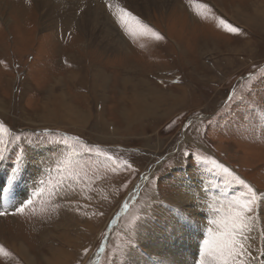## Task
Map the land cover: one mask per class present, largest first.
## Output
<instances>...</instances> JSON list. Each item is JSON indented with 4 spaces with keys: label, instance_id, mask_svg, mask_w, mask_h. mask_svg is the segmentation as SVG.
<instances>
[{
    "label": "rangeland",
    "instance_id": "374dc122",
    "mask_svg": "<svg viewBox=\"0 0 264 264\" xmlns=\"http://www.w3.org/2000/svg\"><path fill=\"white\" fill-rule=\"evenodd\" d=\"M118 1L123 7L133 4L140 9L141 17L134 16L163 39L140 34L141 26L128 18L126 28L121 27L118 10L110 8L111 23L106 20L98 28L104 34L109 31L110 37L105 39L118 45L123 42L124 50L106 51L102 44L91 42L97 41L95 34L89 41L76 26L79 19L73 24L64 21L61 11L65 8L60 5V10L52 9L50 17L44 18L48 8L40 9L36 0H0V123L9 129L8 135L0 133V148L4 149L0 171L10 176L6 182H16L3 187L0 197L14 201L10 190L16 184L23 186L16 177L31 148L58 149L50 156L49 172L38 179L35 197L0 209L7 213L0 216V264H47L49 259L53 264L58 259L59 264H133L132 253L152 255L142 241L143 231L138 235L136 226L158 223L161 218L157 213L163 208L184 212L186 208L180 206L177 197L185 196L189 185L196 182L204 189L212 184L219 187L224 177L245 191L242 197L247 194L245 185H251L257 199L249 215L256 217L259 213L264 200V7H256L264 6V0H177L176 8L172 3L168 8L160 7L156 0ZM88 4L95 6L96 1L86 0L82 6L78 3L79 10L89 8ZM237 6L247 13L237 15ZM228 25L238 32L229 31ZM43 41L58 45L57 59L63 66L72 58L65 53H72L71 47L76 44L74 48L78 47L87 59L73 50L75 66L83 73L77 74L81 75L78 85L69 78L72 71L53 62L55 44ZM249 43L247 51L240 49ZM83 45L89 48L83 50ZM92 57L96 62L97 58L107 57L99 65L110 73L119 93L123 92L122 101L129 106L133 91H148L150 87L172 93L179 101L182 99L181 103L158 117L139 114L129 124L165 116L163 125L146 124L133 131V135L143 129L148 133L130 136L129 128L127 132H116V127L122 129L123 125L115 127L116 123L105 119L117 120L118 90H109L111 101L106 111L98 95H103L101 90L110 81L109 73L98 70L92 79L83 77L95 67ZM133 61L146 73L138 67L140 72ZM112 65L124 66L123 72L119 74ZM122 73L130 77L125 84L118 81ZM65 75L66 81L74 85L68 93L74 92L78 98L80 88L89 90L83 84L94 83L93 110L61 117L73 103L64 79L55 88L56 97L51 103L41 98L56 78ZM40 98L43 111L37 107ZM49 111L58 112L59 125L47 116ZM73 124L82 126L74 128ZM89 126L100 128L101 137L93 136ZM97 149L113 160L97 154ZM213 160L232 175L222 172L211 163ZM234 177L243 179L245 185ZM29 200L32 204L21 214L18 209ZM222 206L217 209L226 211L228 206ZM23 244L25 249L20 247ZM25 252L31 260L24 259ZM176 254L160 255L151 264H189L190 260L200 264L201 258L195 252L178 250Z\"/></svg>",
    "mask_w": 264,
    "mask_h": 264
},
{
    "label": "bare ground",
    "instance_id": "6f19581e",
    "mask_svg": "<svg viewBox=\"0 0 264 264\" xmlns=\"http://www.w3.org/2000/svg\"><path fill=\"white\" fill-rule=\"evenodd\" d=\"M36 1L40 9L45 10L48 8L45 12L44 18L50 17L48 12L52 13V9L54 11L60 10L58 8L59 5L64 7L65 9L67 8L66 10L64 9L63 11H61L62 17H64V21L69 22V23L72 22L73 24V20L76 22L79 19L77 21L78 24H76V26H79L81 28V30L85 33L89 41L95 34L96 35L95 39L97 41H91V42H93V44L100 43L103 45L102 48L104 50L112 51V52H120L124 50L123 42H121V44L118 45V44L113 43L109 39L108 40L105 39V38L110 37L109 31L106 30L105 32L106 35H105L103 33L104 30L98 28V27H101L102 24L106 20L111 23L112 15H110L109 9L114 8L117 11L119 10V8L122 7L125 10H129L128 12L132 13L133 16L137 14L139 17H141L139 14L141 10L137 9L136 6H135L136 9L133 7V4H132V7L129 5H128L129 7L128 6L123 7L122 2L118 0H95L96 1L95 6H90V4H88L87 7L90 6L89 8L83 7L81 10H79L78 3L82 6V3H84L86 0H83V1L82 0H36ZM156 1L158 2L157 4H159L160 7L168 8L170 7V3H172L171 6H173V8H176L175 1L177 0H156ZM131 2L132 1H130L129 4ZM177 5L180 7V10H182L181 6L178 3ZM154 6H156V4H154ZM160 7L158 9H160ZM251 7L252 5L249 6V8L252 9V11L255 10V8H251ZM263 7L264 6H260L256 8L259 9ZM238 8L240 9V7L238 6L235 7V9H238ZM245 13H247V11L240 9V11L236 14L244 16ZM228 15L231 16V14H228ZM239 22L241 24L247 23L249 27L251 26V23L248 21L239 20ZM247 24H244V25L247 26ZM105 25H108V24L105 23ZM110 25L112 28L113 24H110ZM97 29L100 31L98 32ZM109 30L112 31L110 28ZM250 46H251V43L244 45L243 48L240 47V49H244V51H247V48H250ZM201 47H202L201 52H204L203 51L204 46H201ZM234 50H239V49H234ZM70 76H71L69 77L70 80L73 81V83L74 82L76 83L77 79L81 75L77 76V71L74 70L70 73ZM127 79H130V77H128L126 74H123L121 78V83L125 84V80ZM61 82L62 80L58 78L55 81L52 89L51 88L49 89V94L45 99L49 103H51L52 99L56 97L55 88L58 87L61 84ZM139 83H141V81ZM165 92L167 91H163L161 89L154 88V87H150L148 91H143V90L133 91L131 96L129 97V103L131 106H126L125 108H123L121 115H120L121 119L123 120V123L129 125L132 120H135L139 116V114L141 115L150 114L152 116L158 117L161 114H165L169 112L173 108L175 109L176 106L181 103L182 99L179 101V99H177V97L173 95L172 93H165ZM62 96L68 98V96H65L64 93L62 94ZM103 97H104L103 95H98V101L105 100V98L103 99ZM105 102H108V101H105ZM164 103H166V106L161 107L160 105L163 106ZM162 108H167L168 110L166 109L161 110ZM80 111L81 109H79V107L76 106V104L71 103V105L68 107V110L61 114V117L71 116L74 113H77ZM47 116H51L50 120L55 121L56 125H59L60 119L58 118L59 114L57 111H49ZM99 120L100 118L97 121ZM49 123H52V122H49ZM78 126H82V125L80 124L71 125V127H74V128ZM85 126H87V124ZM116 126L117 124H115V127ZM54 128H57V127H54ZM116 130H117L116 132L122 131L118 126L116 127ZM103 144H105V142ZM52 147L47 148L44 146H40V147L37 146L36 148H33V149L31 148V150L29 151L26 157V161L21 169V172L19 173L18 177H16L17 182L20 181L21 183H24L23 186L20 184H16L14 185V188L10 190V193L14 194L13 202L11 200H8L5 202V200L0 197V209L1 208L3 209V207H5L6 205L12 206L13 204H17L27 199L35 197L36 191H34V189H36L37 183L38 181H40L38 179H40V177H42L44 174L49 172V168L52 162V160L51 161L49 160L50 156L52 152L58 151V149L52 148ZM5 176H6V179H4ZM7 177H10V176L6 174L4 170H1L0 171V192L3 187H6V185L9 186L11 184L16 183L14 179L11 180L10 182H6ZM3 179L4 181H2ZM221 179H222V185L219 187L214 186L212 184V185H209L208 188L204 189L202 185H198L199 182L192 183V185H189L190 190L185 192V196L179 195V197H177V200H176L177 202L181 203L180 204L181 207L186 208V209H183V208L182 209L184 210V213L189 217V221L187 223H184L182 226L175 227L174 229L169 228V230L167 231H163L159 227H156L155 229L151 231L150 235L145 236L144 234H142V236H144V239H142V241L146 245V248L149 251L148 253H151L152 255L145 254V256H141L138 252L132 253L131 262H133V264H151V262H154L156 259L161 258L160 255H163L166 253L167 254L176 253V252L178 254V250H181V251L195 252V255H197L199 258L203 257L205 261L211 264V257L208 255H205V242L206 241L208 242L209 248L213 246L214 241H213L212 235L210 234L209 229H213V230L217 229V224L212 223V221H219L222 218V216L226 213L227 209L226 211L225 210L219 211L220 210L219 207L221 204H223L224 206L225 205L228 206L231 203V201L238 199V198H242V195L245 192L240 186L231 183L232 181L227 180V178L225 179L223 177ZM4 203L5 205H3ZM224 206H222L223 209H224ZM217 208H219V210ZM177 209H179V206H177ZM175 214H176V211L170 212V209L163 208L161 211L157 213V215L161 218V219L159 218L160 220L158 221L159 222L166 221L170 225L174 224L175 219H176ZM158 223L155 221L148 222L147 227L149 225H157ZM88 228L90 231L91 230L90 227ZM44 237L45 235H43L41 238L44 239ZM240 239L245 244L247 254L244 257V259L247 262V264H264V200L260 204L258 215L256 217H251L249 226L245 229ZM46 240L48 239L46 238ZM15 246L17 245L15 244ZM20 247L23 249L26 248L24 244L20 245ZM18 251L20 252V254H22L21 250H18ZM31 258H32L31 255L28 252H25L24 259L31 260ZM55 258L56 257H54L53 259ZM45 260L46 259L44 258V261ZM199 260L201 261V259ZM29 262L31 264H34V262L32 261H28V263ZM46 262L47 264H53L52 259L46 260ZM59 263H60V259L57 260L56 264H59ZM62 264L64 263L62 262ZM176 264H182V263L178 261ZM184 264H187V263L185 262ZM189 264H193L191 260Z\"/></svg>",
    "mask_w": 264,
    "mask_h": 264
},
{
    "label": "snow or ice",
    "instance_id": "6c2138e0",
    "mask_svg": "<svg viewBox=\"0 0 264 264\" xmlns=\"http://www.w3.org/2000/svg\"><path fill=\"white\" fill-rule=\"evenodd\" d=\"M118 20L121 24V27H125L127 25V20L131 19L135 21L137 24L141 26L142 35L151 34L156 40L163 39L158 33H156L153 29H151L148 25L143 24L139 18L132 15V13L126 11L124 8H119L116 13ZM221 23H224L221 21ZM228 30L232 33L238 32V29L228 25ZM0 133L4 135L9 134V129L4 126V124L0 123ZM19 139V136L15 137ZM78 139V138H73ZM2 143V141H0ZM97 154L106 157L107 160L111 161L113 158L109 156L107 153L100 151L97 149ZM4 159V149L0 148V160ZM212 164L216 165L222 172L227 173L228 175H232L230 170L227 167H224L221 164H217L215 160L211 161ZM235 180L239 181L241 185H245V181L240 177H234ZM247 187V194L245 197L235 199L231 201L228 205L226 213L222 216L219 221H212V223L217 224V229H209L210 234L213 237V246L211 248L208 247V242H205V255L211 257V264H247L244 257L246 256V248L243 241L240 237L243 235L245 229L249 226L250 222V213L254 210V205L256 204L257 193L255 189L251 187V185H245ZM43 191V189H41ZM32 204V201L29 200L27 204L23 205L18 209V211L22 214L24 209ZM127 207V205L125 206ZM7 215L6 212H0V216ZM176 219L174 224H168L165 222H159L157 225H149L148 227H142V225L136 226L137 234L143 231L145 236L150 235L151 231L156 227H159L163 231L169 230V228L174 229L177 226H182L184 223L189 221V217L182 211L176 210ZM3 249L0 248V251ZM200 264H209V262L205 261L202 257Z\"/></svg>",
    "mask_w": 264,
    "mask_h": 264
},
{
    "label": "crops",
    "instance_id": "0c3cea01",
    "mask_svg": "<svg viewBox=\"0 0 264 264\" xmlns=\"http://www.w3.org/2000/svg\"><path fill=\"white\" fill-rule=\"evenodd\" d=\"M49 42H53V41H43V43H49ZM55 45L53 46L54 47V49L52 50V54H53V62L54 63H57L58 65H59V62H58V59H57V57H58V54L56 53V52H58V49H59V47H58V45H56V43L55 42H53ZM81 43H83V41H80V44ZM74 46H76V44H73L72 45V47H71V52L72 53H65V56L66 57H68L69 55H71L72 56V58H70L69 57V59H68V64L66 63L64 66L63 65H59L61 68H64L65 69V71H67V70H70V71H77V74L78 73H80V74H82L83 75V73L82 72H80V71H78L79 69L75 66V61H77L76 59H75V54H73V50H75L76 49V52H77V54L82 58V59H84V60H87V59H85V58H83L82 57V55H83V53L78 49V47H76V48H74ZM87 45H83L81 48L84 50V48L86 49V48H89V47H86ZM58 47V49H56ZM84 47V48H83ZM78 49V50H77ZM43 52H45L44 50H43ZM56 54V57H55V54ZM81 55H80V54ZM46 54V53H45ZM84 56V55H83ZM93 58V57H92ZM103 58V57H102ZM100 59V58H97V59H99L97 62H96V60L94 59V61L93 60H91L90 59V61L93 63V64H95V67H94V69H92V72H90L89 74L90 75H85V76H83V77H87V76H91V79L92 78H94V76H95V74L97 73V71L98 70H105L104 68H102L99 64H100V62L101 61H104V60H106V58H104V59ZM107 60H109V59H107ZM71 62V63H70ZM114 63H117V61H115L114 60ZM133 63H134V65H136V67H137V69L140 71V72H145L144 70H143V66L141 65V66H139V65H137L134 61H133ZM70 66H71V68L72 69H69L70 68ZM110 66H111V64H110ZM82 67H83V65H82ZM81 67V68H82ZM114 67V69L115 70H117L118 71V73L119 72H123V67H119V66H113L112 65V67L111 68H113ZM142 70H140L139 68ZM105 71H107V70H105ZM108 72V71H107ZM67 73V72H66ZM109 73V72H108ZM146 73V72H145ZM120 74V73H119ZM137 75H139V73H137ZM109 76H110V81L109 82H107V84L103 87V99L105 98V100H102L103 102H104V107H105V110L107 111V104L111 101V99H110V97H109V90L112 88V87H117V85H116V82L114 81V79H112V76L110 75V73H109ZM122 76H123V73H122V75L120 76V79L118 80V81H120V83H121V78H122ZM83 77H82V82L84 83V81H83ZM61 80L62 79H64V83L67 85V93H68V89L70 88L71 89V86H76V85H78V82H74V85H71L70 83H68L67 81H66V75H65V77H59ZM56 79H58V78H56ZM55 81V80H54ZM53 84H54V82H52L51 83V85L49 86V88L46 90V91H44L43 93H42V95H41V98H43V100H44V98L45 97H47L48 96V94H49V89L51 88V86H53ZM92 85V86H91ZM83 86L84 87H87L89 90H84V89H79V98L78 97H75V93L73 92V94L71 95V94H69L70 96H71V98H72V100H71V102H73L74 104H76V106H78L79 107V109H81V110H84V111H90V110H93V108H94V105H95V103H96V95L94 94V91H95V89L96 88H93L94 87V83L92 84V81L90 82V85H88V86H85L84 84H83ZM106 87H107V90H106ZM121 87H122V84H121ZM85 92L84 94H83V91ZM94 90V91H93ZM117 92H118V96H117V101L119 100V107H118V109H117V113H118V116H117V120H112V121H110L109 119H105L106 121H109V122H112V123H116V124H122L123 125V127H122V131H118V133H123V132H127L128 130H129V132L127 133V134H129L130 136H132L133 135V131L134 130H137V128L139 127V126H145L146 124H147V126L148 125H158V124H160L161 123V125H163V122L165 121V116L164 117H161V119H156V118H152V119H150V118H147V119H143V120H141L140 122H137V123H133V125H127V124H124L123 123V120L121 119V117H120V115H121V111H122V109L123 108H125L126 107V105L127 106H129V104H128V102H123L122 100V93L120 94L119 93V88L117 87ZM121 91H123V90H121ZM108 92V93H107ZM83 94V95H82ZM101 94H102V90H101ZM120 94V95H119ZM41 98H40V100H41ZM74 98V99H73ZM38 101L37 102V107H38V109L39 110H44V107H43V100H41V101ZM77 101V102H76ZM100 101V100H99ZM101 101V102H102ZM105 101H108V102H105ZM120 119V120H119ZM100 122V120L98 121V123ZM102 122H103V119H102ZM97 122H95V124H96ZM101 125H102V123H101ZM89 127H91V128H93V130H92V133H93V136L95 135L96 136V138H99V137H101V131H100V128H97L96 126H89ZM81 128V127H80ZM126 128V129H125ZM129 128V129H128ZM128 129V130H127ZM148 133V131H146V130H142V132H140V131H138V133L136 132L134 135H137V134H142V133ZM96 132H97V134H96ZM111 133H114V132H111ZM99 134V135H98ZM115 135H117V134H115ZM133 135V136H134ZM98 136V137H97Z\"/></svg>",
    "mask_w": 264,
    "mask_h": 264
},
{
    "label": "water",
    "instance_id": "95a60500",
    "mask_svg": "<svg viewBox=\"0 0 264 264\" xmlns=\"http://www.w3.org/2000/svg\"><path fill=\"white\" fill-rule=\"evenodd\" d=\"M126 208V207H125ZM125 208L123 210H125ZM123 210L121 211V214L123 213Z\"/></svg>",
    "mask_w": 264,
    "mask_h": 264
}]
</instances>
